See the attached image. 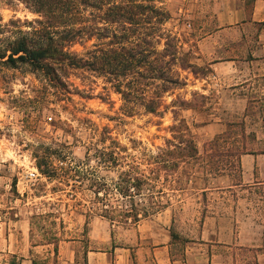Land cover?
Here are the masks:
<instances>
[{
    "label": "rangeland",
    "instance_id": "374dc122",
    "mask_svg": "<svg viewBox=\"0 0 264 264\" xmlns=\"http://www.w3.org/2000/svg\"><path fill=\"white\" fill-rule=\"evenodd\" d=\"M72 2L88 17V28L95 24L104 27L99 17L102 12L83 6L80 0ZM123 4L133 11L137 22L127 26L123 23V29L128 28L123 34L130 40L126 44L140 43L144 48L143 39L152 41L151 46L145 44V48L166 55L172 66L170 75L188 79L187 85H173L174 89L165 94L164 105L168 108L161 107L159 113L126 114L122 109L121 94L100 71L64 66L58 81H47L29 65L10 67L0 63V234L21 239L26 229V246L33 247L36 264L56 262L58 243L73 238L85 240L90 228L88 223L95 220H105L107 228H111L117 237L135 226L111 223L90 214L87 209H80L59 179H49L41 174L36 166V154H43L47 149L67 151L71 157L80 159L84 158L88 147L94 144L109 146L113 141L128 146L137 143L156 151L173 137L171 127L186 119L195 136L199 155L180 164L174 185L165 189L164 208L150 217L171 224L174 235L192 236L198 233L207 216L232 210L239 200L236 192L228 188L240 181L239 155L243 151L262 149L247 142L256 136L252 131L246 133L247 127L240 121L213 141L199 143L197 127L214 117L205 113L213 98L203 97L200 84L194 79V75L208 73L206 66L193 63L196 61L194 46L203 21L198 15L199 1L123 0ZM41 10L29 0H0V46H5L8 39L18 37L20 31L26 33L43 28L36 22L44 20ZM97 36L91 40L79 39L71 51L87 57L95 44L109 40ZM182 65L192 68L183 71ZM188 106L203 113L191 114L186 111ZM257 122L258 125L251 127L259 128V120ZM90 155L91 163L98 164L93 151ZM100 172L103 176H115L103 169ZM242 202L240 210L243 214L264 219L263 187ZM11 260L13 264L19 262L17 257ZM5 262L6 257L0 255V264ZM77 264H84L82 254H79Z\"/></svg>",
    "mask_w": 264,
    "mask_h": 264
},
{
    "label": "trees",
    "instance_id": "16d2710c",
    "mask_svg": "<svg viewBox=\"0 0 264 264\" xmlns=\"http://www.w3.org/2000/svg\"><path fill=\"white\" fill-rule=\"evenodd\" d=\"M29 1L42 9L44 20L36 22L43 28L20 31L18 37L8 39L5 46H0V63L10 67L29 65L47 81H58L64 66L100 71L121 94L122 109L130 116L142 111L155 114L161 107L168 108L164 105L165 94L174 89L173 85L187 84V77L177 79L170 75L172 66L165 54L145 48L152 41L143 39L144 48L140 43L126 44L130 40L123 34L128 31L123 29V23L127 26L137 22L133 11L123 6V0H80L83 6L102 12L99 17L103 28L98 24L88 28V17L72 0ZM152 11L155 10L152 8ZM160 14L164 15L161 11ZM96 34L98 39H109L108 42L95 44L87 57L73 54L71 48L79 39L91 40ZM167 39L171 40L169 36ZM190 68L191 65L181 66L183 71ZM171 132L173 137L167 139V145L157 147L156 151L137 143L128 146L113 141L109 146L94 144L87 148L84 158L77 159L67 151L47 149L43 154H36V166L49 179H59L80 209H87L111 223L137 225L164 208L165 189L174 185L180 164L199 155L186 119L174 124ZM91 151L98 160L96 165L91 163ZM102 169L115 176H103Z\"/></svg>",
    "mask_w": 264,
    "mask_h": 264
},
{
    "label": "crops",
    "instance_id": "0c3cea01",
    "mask_svg": "<svg viewBox=\"0 0 264 264\" xmlns=\"http://www.w3.org/2000/svg\"><path fill=\"white\" fill-rule=\"evenodd\" d=\"M198 1L203 21L193 63L208 73L194 79L201 95L213 98L205 113L214 116L197 127L199 143L213 141L240 121L256 136L247 142L262 147L239 155L240 181L228 188L239 201L231 211L207 216L192 236L174 235L171 224L149 217L117 237L105 220H95L88 223L85 240L58 243L53 264H77L79 254L84 264H264V219L240 210L242 201L264 188V0ZM186 111L203 113L194 107ZM257 120L259 128L251 127ZM21 235L0 234L5 264L15 257L18 264H36L33 247L26 246L27 230Z\"/></svg>",
    "mask_w": 264,
    "mask_h": 264
}]
</instances>
